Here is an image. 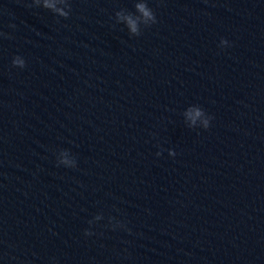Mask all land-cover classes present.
I'll return each mask as SVG.
<instances>
[{"label":"water","instance_id":"1","mask_svg":"<svg viewBox=\"0 0 264 264\" xmlns=\"http://www.w3.org/2000/svg\"><path fill=\"white\" fill-rule=\"evenodd\" d=\"M52 2L0 0V264H264V0Z\"/></svg>","mask_w":264,"mask_h":264},{"label":"clouds","instance_id":"2","mask_svg":"<svg viewBox=\"0 0 264 264\" xmlns=\"http://www.w3.org/2000/svg\"><path fill=\"white\" fill-rule=\"evenodd\" d=\"M33 3L39 4V0H33ZM29 7H32V4L28 5ZM44 8L45 9H51L54 13H58L60 17L68 18L70 15V12H65L63 9L58 8L56 6L55 2H52V0H44ZM69 8H71V5L69 4ZM137 10L139 13L142 14L143 17V23L147 26L150 27L151 25L157 23L156 16L153 12V10L148 6L147 3H138L136 5ZM117 16H119L121 19H124L127 21V25L131 31V33L135 35H140V31L138 28V23L137 20H134L132 17H123L120 16V13H117ZM11 27H14V25H10ZM0 35H4L3 33H0ZM226 43V41H223ZM12 65L14 67H19V68H24L26 66L25 60L21 56H15L12 60ZM188 115L192 118L193 123H195L196 118L200 117L202 115V112L200 110H195L193 112H189ZM212 117L209 119H205L203 122L204 129H207L210 125V120ZM170 155H175V153H170Z\"/></svg>","mask_w":264,"mask_h":264}]
</instances>
